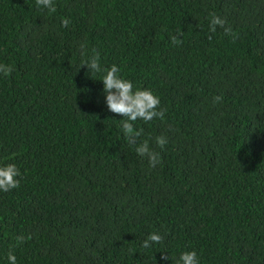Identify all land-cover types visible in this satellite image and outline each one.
I'll list each match as a JSON object with an SVG mask.
<instances>
[{"label":"trees","instance_id":"1","mask_svg":"<svg viewBox=\"0 0 264 264\" xmlns=\"http://www.w3.org/2000/svg\"><path fill=\"white\" fill-rule=\"evenodd\" d=\"M54 3L0 0V166L22 173L0 191V264H264V0ZM93 50L166 109L135 122L154 169L81 68Z\"/></svg>","mask_w":264,"mask_h":264},{"label":"clouds","instance_id":"2","mask_svg":"<svg viewBox=\"0 0 264 264\" xmlns=\"http://www.w3.org/2000/svg\"><path fill=\"white\" fill-rule=\"evenodd\" d=\"M35 2L38 9H47L50 14L56 12L54 0H35ZM69 23L70 21L67 18L62 21L64 27H67ZM226 24L227 21L225 19L211 14L210 31L215 33L217 26H220L224 29L226 35H231L235 39V34L230 27H225ZM179 35L182 36L183 33ZM171 42L177 46L183 43L182 39L178 38L177 35L171 36ZM82 55H84L83 51ZM83 67H87L89 73H92L93 76L97 73L103 74L100 82L104 86L103 93L106 97L107 108L111 113L123 117V119L119 120V127L126 142L135 146V151L139 156L147 158L150 168L154 169L161 164V155L149 146V140H144L137 144V139L143 134V131L135 128L137 120L150 122L156 118L161 120L165 118L166 109H160V98L151 90L134 88L131 80L124 79L120 75V68L117 65L113 64L110 68H103L100 63V54L95 50H93L90 57L82 60L81 68ZM13 70L10 65L0 64V74L4 76H10ZM213 99L216 103H221L223 97L216 96ZM167 142V137L165 136H157L155 138V144L162 150L167 145ZM21 179L22 173L16 164L10 163L6 166H0V191L7 193L18 189ZM163 239L161 234L151 233L141 246L144 249H150L153 244H162ZM20 243H23L22 238L18 240V244ZM162 259L167 260L169 257L164 256ZM16 260L15 254L9 252V264H16ZM178 264H200V259L195 250L185 251L180 255Z\"/></svg>","mask_w":264,"mask_h":264}]
</instances>
